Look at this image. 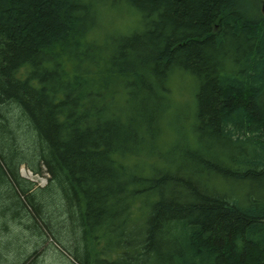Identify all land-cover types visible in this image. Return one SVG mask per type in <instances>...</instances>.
<instances>
[{
  "label": "trees",
  "instance_id": "16d2710c",
  "mask_svg": "<svg viewBox=\"0 0 264 264\" xmlns=\"http://www.w3.org/2000/svg\"><path fill=\"white\" fill-rule=\"evenodd\" d=\"M54 190L68 264H264L258 0H0V217Z\"/></svg>",
  "mask_w": 264,
  "mask_h": 264
},
{
  "label": "rangeland",
  "instance_id": "374dc122",
  "mask_svg": "<svg viewBox=\"0 0 264 264\" xmlns=\"http://www.w3.org/2000/svg\"><path fill=\"white\" fill-rule=\"evenodd\" d=\"M263 1L258 0L262 13H264L261 8ZM174 83L175 95L179 97L175 99L174 107L178 106V109L181 110L186 109V102L190 101V97L186 92L188 83L182 82L178 78L175 79ZM24 138L28 140L27 136ZM40 169L39 172H33L25 164H21L18 168L20 175L32 180L35 186L45 187L48 185L49 173L45 170L43 164H41ZM58 194L57 190L44 193L42 200L46 209L45 214L42 217L37 216L38 218H34V220L26 215L24 208H17L9 201L10 204L6 203L9 205L10 210L3 211L2 214L5 216L0 217V264H68L66 258L60 254L61 247L50 237L51 233L48 228L45 232L44 222L46 220L54 223L58 222L59 226L60 222H66L65 219L68 214L63 210L64 202ZM41 224L43 226L41 227L42 232L39 227ZM61 233L57 229L58 239H62V236L60 237ZM68 236H71L70 231Z\"/></svg>",
  "mask_w": 264,
  "mask_h": 264
},
{
  "label": "water",
  "instance_id": "95a60500",
  "mask_svg": "<svg viewBox=\"0 0 264 264\" xmlns=\"http://www.w3.org/2000/svg\"><path fill=\"white\" fill-rule=\"evenodd\" d=\"M262 11L264 12V1L262 2Z\"/></svg>",
  "mask_w": 264,
  "mask_h": 264
}]
</instances>
